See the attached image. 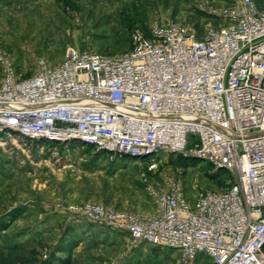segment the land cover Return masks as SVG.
Returning a JSON list of instances; mask_svg holds the SVG:
<instances>
[{"label":"built area","instance_id":"1","mask_svg":"<svg viewBox=\"0 0 264 264\" xmlns=\"http://www.w3.org/2000/svg\"><path fill=\"white\" fill-rule=\"evenodd\" d=\"M235 1L202 38L155 25L135 32L122 55L69 50L58 66L39 60L24 80L0 53V136L87 146L151 173L169 154L227 173L224 188L199 194L194 207L169 180L154 192L155 214L74 212L125 231L133 246L178 252L184 264H264L254 254L264 242V9Z\"/></svg>","mask_w":264,"mask_h":264},{"label":"rangeland","instance_id":"2","mask_svg":"<svg viewBox=\"0 0 264 264\" xmlns=\"http://www.w3.org/2000/svg\"><path fill=\"white\" fill-rule=\"evenodd\" d=\"M235 2L0 0V53L24 80L39 60L58 66L69 50L122 55L135 32L155 25L179 24L202 38L222 24L218 11ZM255 2L264 8V0ZM3 79L0 67V86ZM104 156L87 146L0 136V264H161L162 254L134 247L125 231L92 223L74 209L152 215L154 192L166 191L169 180L181 183L192 207L199 194L225 186L224 175L185 155H162L153 173L135 160L108 163Z\"/></svg>","mask_w":264,"mask_h":264},{"label":"crops","instance_id":"3","mask_svg":"<svg viewBox=\"0 0 264 264\" xmlns=\"http://www.w3.org/2000/svg\"><path fill=\"white\" fill-rule=\"evenodd\" d=\"M256 5L258 6V8L264 9L263 7H260L257 3H256ZM156 212H157V207H156V211L154 213H156ZM125 236L127 237L128 241H129L128 243L131 244V241H130L128 234L125 233ZM142 246L151 248V247L146 246V245H139L136 247H142ZM152 250L156 251L158 254H162V256H160L161 258L159 259V262H161V264H184V263H182L181 256L178 252H162V251H159L158 249H154V248H152ZM187 264H213V263L204 256H198L194 261L187 263Z\"/></svg>","mask_w":264,"mask_h":264},{"label":"water","instance_id":"4","mask_svg":"<svg viewBox=\"0 0 264 264\" xmlns=\"http://www.w3.org/2000/svg\"><path fill=\"white\" fill-rule=\"evenodd\" d=\"M255 256L264 262V242L263 244L255 251Z\"/></svg>","mask_w":264,"mask_h":264},{"label":"trees","instance_id":"5","mask_svg":"<svg viewBox=\"0 0 264 264\" xmlns=\"http://www.w3.org/2000/svg\"><path fill=\"white\" fill-rule=\"evenodd\" d=\"M221 175H224L225 177H227L228 176V174L227 173H220Z\"/></svg>","mask_w":264,"mask_h":264}]
</instances>
